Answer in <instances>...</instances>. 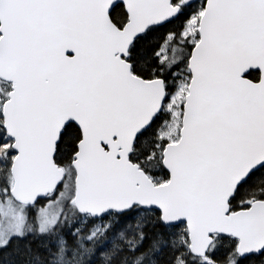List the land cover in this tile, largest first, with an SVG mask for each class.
I'll list each match as a JSON object with an SVG mask.
<instances>
[{
  "label": "snow or ice",
  "instance_id": "1",
  "mask_svg": "<svg viewBox=\"0 0 264 264\" xmlns=\"http://www.w3.org/2000/svg\"><path fill=\"white\" fill-rule=\"evenodd\" d=\"M0 264H264V0H0Z\"/></svg>",
  "mask_w": 264,
  "mask_h": 264
}]
</instances>
